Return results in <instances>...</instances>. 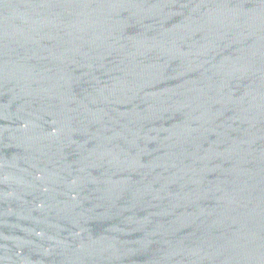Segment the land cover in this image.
<instances>
[{
	"label": "water",
	"instance_id": "95a60500",
	"mask_svg": "<svg viewBox=\"0 0 264 264\" xmlns=\"http://www.w3.org/2000/svg\"><path fill=\"white\" fill-rule=\"evenodd\" d=\"M0 264H264V0H0Z\"/></svg>",
	"mask_w": 264,
	"mask_h": 264
}]
</instances>
